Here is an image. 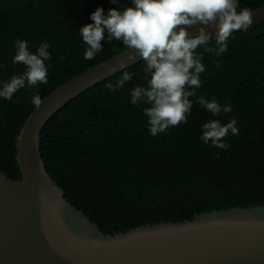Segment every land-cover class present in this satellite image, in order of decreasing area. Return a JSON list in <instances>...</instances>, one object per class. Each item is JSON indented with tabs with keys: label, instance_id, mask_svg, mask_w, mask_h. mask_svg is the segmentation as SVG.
<instances>
[{
	"label": "trees",
	"instance_id": "16d2710c",
	"mask_svg": "<svg viewBox=\"0 0 264 264\" xmlns=\"http://www.w3.org/2000/svg\"><path fill=\"white\" fill-rule=\"evenodd\" d=\"M264 0H240L256 8ZM132 0H0V87L25 71L13 64L17 39L35 50L47 42L51 57L48 83L18 90L12 101L0 97V170L21 176L16 140L34 108L32 96L43 98L88 67L124 50L122 41L105 38L94 60L84 59L79 29L92 23L98 7L123 11ZM216 34L212 35L213 37ZM215 44V40L211 42ZM203 53L202 86L191 97L187 123L152 137L143 108L130 92L147 86L143 59L87 88L58 108L40 133L46 168L65 196L105 233L158 221H181L212 209L264 204V22L234 31L228 51L217 57ZM133 74L123 88L106 84ZM215 98L232 112L213 116L197 97ZM238 121L239 135L229 133L226 150L200 139L202 125L214 119ZM219 156V158H217Z\"/></svg>",
	"mask_w": 264,
	"mask_h": 264
},
{
	"label": "water",
	"instance_id": "95a60500",
	"mask_svg": "<svg viewBox=\"0 0 264 264\" xmlns=\"http://www.w3.org/2000/svg\"><path fill=\"white\" fill-rule=\"evenodd\" d=\"M252 11L247 30L264 22V4ZM200 27L211 35L217 32L214 26L196 25L188 28L189 36H197ZM128 54L124 49L71 77L26 117L15 137L21 176L12 179L0 170V264H264V204L212 209L191 219L105 233L66 198L48 172L40 150L47 119L114 74L107 68L127 62Z\"/></svg>",
	"mask_w": 264,
	"mask_h": 264
},
{
	"label": "clouds",
	"instance_id": "9594fccd",
	"mask_svg": "<svg viewBox=\"0 0 264 264\" xmlns=\"http://www.w3.org/2000/svg\"><path fill=\"white\" fill-rule=\"evenodd\" d=\"M118 2L111 0L113 4ZM252 17V9L241 7L240 0H132V6L123 11L110 8L107 15L98 7L90 14L92 23L82 26L79 32L85 45V60L95 59L105 38L109 42L122 41L129 51L127 62L137 56L143 59L147 86L131 89V103L150 105L143 108V114L148 118V131L155 137L188 121L193 107L190 98L196 96L195 90L202 86L200 77L205 71L203 53L197 50L202 48L204 53L217 57L223 55L228 51L229 37L234 31L247 30ZM196 25L214 26L216 35L213 37L205 27H200L199 34L190 37L188 28ZM15 45L12 63L24 65L25 71L13 75L0 87V97L8 101L26 86L35 88L48 83L45 62L51 57L50 45L43 42L35 52L29 50L25 40L17 39ZM127 62L117 61L107 72L125 69ZM132 79V73L122 71L120 79L115 84H106V88L116 92ZM31 102L39 109L43 99L37 92ZM196 102L216 117L233 110L231 104L222 106L215 98L208 100L200 96ZM237 124L235 118L226 124L219 119L211 120L202 125L200 139L206 145L211 142L212 146L226 150L230 145L224 141L229 133L239 135Z\"/></svg>",
	"mask_w": 264,
	"mask_h": 264
}]
</instances>
